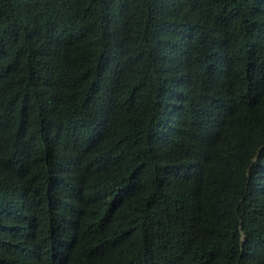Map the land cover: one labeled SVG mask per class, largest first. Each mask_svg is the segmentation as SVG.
I'll list each match as a JSON object with an SVG mask.
<instances>
[{
  "label": "trees",
  "instance_id": "obj_1",
  "mask_svg": "<svg viewBox=\"0 0 264 264\" xmlns=\"http://www.w3.org/2000/svg\"><path fill=\"white\" fill-rule=\"evenodd\" d=\"M0 264H264V0H0Z\"/></svg>",
  "mask_w": 264,
  "mask_h": 264
}]
</instances>
